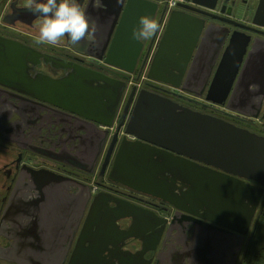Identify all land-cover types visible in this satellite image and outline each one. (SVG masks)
Returning a JSON list of instances; mask_svg holds the SVG:
<instances>
[{"label":"flooded vegetation","instance_id":"af4514ba","mask_svg":"<svg viewBox=\"0 0 264 264\" xmlns=\"http://www.w3.org/2000/svg\"><path fill=\"white\" fill-rule=\"evenodd\" d=\"M104 1L106 8L100 10L106 23L109 15L115 16L118 4L108 6ZM14 2L17 5L12 9ZM25 2L12 0L0 22L6 26L3 18L7 16L8 22L17 25L0 29V40L3 43V40L18 42L19 48H10L16 57L21 59L23 56L25 61L18 73L0 70V263L16 264L12 262L15 249H24L28 256L44 253V262L48 257L55 259L51 264H59V258L66 254L65 264H68L93 206L95 217L80 249L81 259H91L94 264H207V245L211 238L216 241L219 232L214 226H219L208 222L212 221L211 216L202 205L179 201L177 190L160 193L130 185L143 165H150L169 177L187 174V167L206 165L163 151L161 147L148 149L153 154L145 158L139 155L140 150L129 151L136 155L127 156L130 171L125 176L123 163L121 173H117L112 171L113 162L122 143L126 148L137 146L138 139L128 135L126 130L133 110L143 109L136 106L143 91L165 97L185 108L178 109L177 113L189 108L264 138V87L254 94L252 104L250 102L246 108L231 109L229 106L234 91L244 96L240 85L235 88L246 62L250 65L247 81L264 80V0H186L185 5L192 10H183L187 14L185 17L197 25L190 31L176 26L168 29L169 16L167 18L166 9L158 3L162 11L155 20L160 30L145 40L154 50L148 56L147 51L141 53L140 61L145 63L142 73L139 74L141 65L129 75L110 69L112 67L104 64V60L74 51L67 43V36L59 45L38 43L43 18L25 8ZM77 3L86 15L97 10L92 7L93 0H77ZM223 20L233 24L221 22ZM134 21L136 24L137 17ZM201 21H205V26L199 35ZM209 25L215 26L206 33ZM220 27L230 30L226 40ZM8 29L16 30V33ZM231 39L234 40L232 44ZM82 42L75 49L82 51ZM236 42L233 60H226L227 48ZM195 43L188 70L195 61L202 64L198 69H202L205 62L213 64L211 82L220 65L226 62L232 65L228 79L232 76L233 87L223 105L206 101L208 88L203 89L202 81L206 74L201 72L191 73L190 80H198L190 89L193 96L186 90L188 85L184 87L188 70L183 76L166 66L164 73L156 74L158 79H165L170 84L148 78V70L159 46L169 49L167 61L173 62L180 56L185 63L189 49ZM180 46L186 47L181 53L178 52ZM124 83L125 91L119 101ZM44 86L48 88L45 90ZM249 89L257 91L259 88L249 84ZM77 94L81 95L84 105L76 103ZM114 109L118 110L113 126H105L112 120ZM150 110L153 113V109ZM129 129L138 130V125L133 123ZM103 136L106 140L97 161L96 154ZM104 163L106 167L103 169ZM181 166L184 171H179ZM206 167L215 173L222 172ZM62 179L71 181L64 185L66 181ZM245 182L260 187L255 181ZM263 198L264 192L260 205ZM258 211L259 208L252 225ZM235 227L241 228L238 223ZM229 232L233 238L237 235L234 230ZM223 235L228 239L227 234ZM248 236L235 264L240 263ZM29 242H34L36 248L30 249ZM232 249L226 247L224 264H231L228 253ZM235 249L238 250L237 245Z\"/></svg>","mask_w":264,"mask_h":264},{"label":"water","instance_id":"95a60500","mask_svg":"<svg viewBox=\"0 0 264 264\" xmlns=\"http://www.w3.org/2000/svg\"><path fill=\"white\" fill-rule=\"evenodd\" d=\"M104 2L108 6L118 4L117 0H105ZM145 2L147 1L121 0V3L118 4V9L114 12L115 16L114 14L109 15L110 18L107 19L106 23L102 11L100 9L94 10L93 14L87 15L90 22L91 20L97 22H95L97 25V31L94 39L86 38L83 40L82 44L84 48L81 49L82 51L75 49V46L77 45H72L68 37H66L67 43L79 54L99 61L104 60L103 63L109 67L119 71L122 70L126 74H134L136 71V62L142 53L144 42L138 41L135 45L136 40L124 36V31L127 29V26H133L130 22V16L133 11H136L135 14H141V10L147 9L149 4H146ZM16 5L17 2L12 3L11 8L14 9ZM150 5V12L152 14L151 18H153L157 11L158 3L151 2ZM179 8L181 10H175L170 14L167 28L173 29V26H176L186 28V30L189 31L192 30V28H197L196 23L185 17L187 14L183 11L192 10V8L185 4H181ZM209 8L213 7L210 6ZM122 11L123 26L122 18L120 19ZM136 17L137 16L135 15L134 19ZM6 18L7 16L3 18V22L10 23ZM221 22L229 25L233 24L228 20H223ZM204 26L205 21H201L199 35L200 32L203 31ZM212 26L209 25L207 27L206 33ZM121 27L123 30H121ZM220 29L224 34L223 39L226 40L230 32L229 28L220 27ZM124 38H126V41L123 40ZM3 41L5 43L0 40V70L4 73L20 72V66H25V61H23L24 58L23 56L21 59L16 57L14 55V50L10 48L11 46L19 48V43L10 40ZM233 42L234 40L231 39L230 44ZM123 44L126 45V47L123 50L124 58L123 63H121L117 61V59L120 56L118 53H120ZM237 44L238 43L236 42V45H230L227 48L225 55L226 60H228V58L233 60V57L235 56L234 51L237 50ZM195 45L196 43L189 49V55L185 63L180 60V56L175 58L173 62L167 61L166 55H168L169 49L167 47L159 46L155 59L148 70V78L170 84L167 80H161L156 77L157 73H164L166 71L163 70L166 66L169 67V69H174L173 71L175 73H180L184 76L188 70ZM185 48V46H180L178 52L181 53ZM151 51L152 45L150 44L146 56H148ZM250 62L252 63V61ZM201 65L202 64H196L195 61L194 64L190 66L184 81V87L185 85H188L186 90L190 92L192 85L198 83L196 78L190 80L192 71L206 74L205 80H202L204 86L203 89L205 90L208 88L206 101L213 104L223 105L233 87L234 81L232 80V76L228 79V72L230 71V68H232V65L228 62L220 65L211 82H209V79L210 73L213 70V64L209 65L205 62L203 63L202 69H198ZM144 66L145 63L142 64L139 74L142 73ZM249 68L250 65L246 62L240 82L237 83L235 88L236 90L240 85L241 94L244 96H240L234 91L229 100V106L231 109H239L240 107L246 108L250 102L252 104L254 94L258 93L264 87L263 79L259 80V82L247 81L248 78L246 75L248 74ZM260 69L261 66L259 65V70ZM93 73L99 74L97 72ZM232 74H234V72ZM249 84L258 85L259 89L257 91L251 89L248 90ZM125 86L124 83L119 101L124 94ZM31 87L35 88L34 86ZM27 88H30V86H27ZM47 88L48 87H45V90ZM37 89L40 90V88ZM77 96L78 100L76 103L78 105H84L85 103L81 100V95L77 94ZM222 98L224 100H222ZM238 100H241V102ZM119 101L117 105H119ZM236 101L238 102L236 103ZM232 104L239 105L233 107L231 106ZM136 106L143 109L133 110L131 121L127 127L126 133L130 136H135L138 139L137 146L136 148H126L122 143L113 162L112 171L115 170L117 173H121V165L123 163V176H125V174H128L130 171L128 168L127 156L136 155L134 152L129 153V151L140 150L139 155L145 158V156L153 154L148 149L155 147H161L160 149H163V151L177 153L182 157H189L194 160V162L202 163L206 166L221 170L222 172L215 173L211 171V168L206 166L202 168L196 167L197 169L192 166L191 168H186L187 174H177L176 176L169 177L162 175L161 172L155 171L150 165H143L138 174L135 173L136 176L133 178L130 185H134L132 187L138 189H154L160 193H163L164 191L167 192L169 189L177 190L179 192V201L187 204L200 203L202 205L203 209L211 216V220L215 223L212 221L208 222L219 226H214L219 232L216 241L211 238V241H209L207 245V259H205L207 264H224V258L227 256L226 247L228 246L231 249L233 246V249L229 251L228 255L234 262L232 263L231 260V264H235L239 254L238 252H241L243 246L244 236L249 233L251 226L250 237L239 263L243 264L264 210V198L260 205L264 192V138L222 120L213 119L204 114L194 112L189 108H186L187 110L182 111V113H177L178 109L185 108H181L182 106H179L177 103L151 92L143 91L138 97ZM151 108L153 109V113L150 110ZM117 110L118 109H114L112 120L106 123L105 126H113V120ZM238 111L244 113V111ZM133 123L138 125V130L129 129ZM105 133H107V131H105ZM118 133L119 131L117 134ZM105 140L106 137L103 136L96 154L97 161L103 150ZM107 158L108 156L106 157V162ZM60 160L57 161L61 163L62 161ZM197 163L196 165H198ZM68 165L73 166L71 164ZM105 165L106 163H104L103 169L106 167ZM184 169L185 168L181 166L179 171H184ZM208 171H211L212 173ZM244 179L255 181L260 187L249 184L245 182ZM68 180L69 179H62L63 182L66 181L64 185H66V183L68 184ZM183 190H186V192H183ZM169 202H172V200ZM258 208V214L252 225L253 218ZM93 217H95V212L94 207L92 206L77 242V253L75 251L72 254L68 264H76V262L79 264H94L91 259L80 258V249L85 243V236L90 231ZM126 217L127 216H125V218ZM205 218L209 217L205 216ZM237 223L241 227L240 229L235 227V224ZM112 225H115V223H112ZM229 230H234L237 235L233 238V234L229 232ZM223 233L228 235V239L224 238ZM235 245L238 246V250L235 249ZM28 246L30 249L36 248L34 242H29ZM42 248H44V246ZM15 250L16 252L12 257V262L16 264H51L55 261V259L52 260V258L48 257L44 262L42 260V257H44L42 254L44 253H35V255L28 256L24 253V249H22V251ZM65 260L66 254L59 258V264H65ZM210 260H213V262L211 263Z\"/></svg>","mask_w":264,"mask_h":264},{"label":"clouds","instance_id":"9594fccd","mask_svg":"<svg viewBox=\"0 0 264 264\" xmlns=\"http://www.w3.org/2000/svg\"><path fill=\"white\" fill-rule=\"evenodd\" d=\"M121 3V0H117ZM92 7L106 8L102 0H93ZM25 8L32 10L43 18L39 28L37 42L49 45H59L67 36L72 45L81 41L94 39L97 25L89 20L77 0H26ZM160 30L158 22L149 16L139 20V26L133 30V39L142 41L155 36Z\"/></svg>","mask_w":264,"mask_h":264},{"label":"crops","instance_id":"0c3cea01","mask_svg":"<svg viewBox=\"0 0 264 264\" xmlns=\"http://www.w3.org/2000/svg\"><path fill=\"white\" fill-rule=\"evenodd\" d=\"M12 0H4V1H2L1 2V4H2V7H1V9H2V14L4 15V13L7 11V9H8V5H9V3L11 2ZM145 1H147V2H145L146 4H149V6H147V9H145V10H141V14H138L137 15V22H136V24H135V21H134V17H135V13H136V11H133L132 13H131V16H130V22L133 24V26H127V29L124 31V36H126V37H128L129 39H133V36H132V33H133V30L135 29V28H137L139 25V20H140V18L141 17H143V16H149V17H151V12H150V8H151V5H150V3L151 2H156V3H159V6L161 5L160 4V2H158V1H155V0H145ZM162 6V5H161ZM162 8H163V6H162ZM162 11V10H161ZM160 11V7L159 8H157V11H156V13H155V15L153 16V18L154 19H156V18H158L159 17V13L161 12ZM175 11V10H174ZM172 13V12H171ZM170 13V14H171ZM2 15V16H3ZM168 16L170 17V15H167V18H168ZM92 21V20H91ZM1 22H2V20H1ZM4 23V22H3ZM6 26L5 27H7V28H11V27H16L17 25L16 24H13V23H4ZM124 41H126V38H124L123 39ZM141 42H144V47H143V50H142V54L144 53V52H146L147 51V48L149 47V45H148V42L147 41H145V40H142ZM138 43V41L136 40V43H135V45ZM126 47V45H124L123 44V47H121V51H120V53H118V55H120L119 57H118V59H120L119 61H121V63H123L122 61H123V58H124V55H123V50H124V48ZM152 50H154L153 49V47H152ZM128 51V50H127ZM126 51V52H127ZM125 52V53H126ZM117 59V60H118ZM141 59H140V57H139V59L137 60V62H136V68L139 66V68L141 67V65H142V63H141V61H140ZM130 63H132V62H130ZM121 72H123V74H125V72L124 71H122L121 70ZM194 95V92H192V91H190V96H193Z\"/></svg>","mask_w":264,"mask_h":264},{"label":"trees","instance_id":"16d2710c","mask_svg":"<svg viewBox=\"0 0 264 264\" xmlns=\"http://www.w3.org/2000/svg\"><path fill=\"white\" fill-rule=\"evenodd\" d=\"M243 264H264V210Z\"/></svg>","mask_w":264,"mask_h":264},{"label":"built area","instance_id":"2783aa9c","mask_svg":"<svg viewBox=\"0 0 264 264\" xmlns=\"http://www.w3.org/2000/svg\"><path fill=\"white\" fill-rule=\"evenodd\" d=\"M186 0H160V4L164 6L167 11V15H170L172 11L179 8L181 4H185ZM96 186H94L95 190Z\"/></svg>","mask_w":264,"mask_h":264},{"label":"rangeland","instance_id":"374dc122","mask_svg":"<svg viewBox=\"0 0 264 264\" xmlns=\"http://www.w3.org/2000/svg\"><path fill=\"white\" fill-rule=\"evenodd\" d=\"M2 1H4V0H0V22H1V20H2V9H1V7H2V4H1V2ZM2 23V22H1ZM3 28H5V26H2L1 24H0V29H3ZM10 32H13V33H16V30H13V29H8ZM34 36L35 35H33V37L32 38H34ZM62 42H64V41H62ZM110 69H114V68H110ZM115 70V69H114ZM116 71H118V70H116ZM126 74V73H125ZM126 75H129V74H126ZM212 104V103H211ZM216 105V104H215ZM95 185H93V187H94ZM250 231H251V229L249 230V233L246 235V236H248V235H250ZM246 236H244V240H243V246H242V249H241V252H242V250H243V247H244V245H245V243H246V241H247V238H246ZM249 237V236H248ZM8 264H10V263H8Z\"/></svg>","mask_w":264,"mask_h":264}]
</instances>
